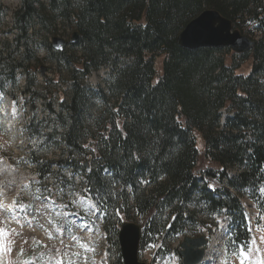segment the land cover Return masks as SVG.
Returning <instances> with one entry per match:
<instances>
[{
	"label": "trees",
	"instance_id": "trees-1",
	"mask_svg": "<svg viewBox=\"0 0 264 264\" xmlns=\"http://www.w3.org/2000/svg\"><path fill=\"white\" fill-rule=\"evenodd\" d=\"M48 4L21 0L12 14L14 45L5 43L0 50L1 78L13 81L18 70L30 75L32 44L44 47L42 34L57 21L73 24L79 37L52 52L54 64L65 68L67 94L56 87L57 72L47 80L52 90L34 92L38 86L28 80L23 92L53 115L44 139L58 156L46 160L31 153L38 179L78 170L93 198L98 190L102 195L111 190L99 206L108 244L122 223L140 219L141 249L155 245L156 256L164 258L173 251L171 241L198 231L211 234L217 220L228 216L229 242L246 248L251 240L241 197L256 202L254 195L264 186V0ZM207 10L243 35L255 30L253 48L243 55L227 48L180 49L177 36ZM6 13L0 7V15ZM121 58L128 63L119 64ZM103 66L112 75L104 88L91 90L84 80ZM58 182L67 180L61 176Z\"/></svg>",
	"mask_w": 264,
	"mask_h": 264
},
{
	"label": "rangeland",
	"instance_id": "rangeland-1",
	"mask_svg": "<svg viewBox=\"0 0 264 264\" xmlns=\"http://www.w3.org/2000/svg\"><path fill=\"white\" fill-rule=\"evenodd\" d=\"M38 2L46 8L49 5L48 0H38ZM0 7L7 10L6 15H0V50H2L5 43L10 46L14 45L13 39L18 32L13 27L12 14L21 7V0H0ZM74 31L73 24L63 25L57 21L50 32L42 34L41 38L45 40L44 47H40L37 41L32 44L35 59L30 61L28 66L26 65L31 72L30 75L26 73V70L23 72L18 70L13 81L1 78L0 75V93H3L0 96V203L5 205L4 208H0V227L15 228L16 233H19V235L13 233L10 237L14 242L11 245L12 252L0 254V264H9V262L10 264H23L25 260H31V264H56L53 259L56 249H59L61 254L68 252L74 264H106L107 257L110 258L111 264H121L118 240L111 237L110 244H107L103 234L104 216L99 207L93 214L90 205H73L70 203L71 198L65 196L61 199L56 195L58 187L63 188L67 193L74 186L76 191L95 201V198L83 192L85 179L79 181L76 179L77 176L84 177L83 172L64 169L57 175L47 177L42 184L38 179V171L31 161L32 152L36 154L35 156H41L46 160H56L58 150L55 149L52 142L44 139L46 133H49L53 115L47 113L42 101L34 96L24 95L23 92L26 90L28 80L36 82L38 88L34 87V92L44 94L47 87L52 90L53 85L48 84L47 80H53L55 72H57L61 75V82L56 86L57 89L60 92L68 93L70 82L66 79L65 68H59L54 64L53 50H48L47 46L50 45L53 37L69 41ZM245 36L254 41L257 40L255 30L246 33ZM128 61L126 58H121L118 63L127 64ZM162 61V57L156 58L158 66ZM39 67L45 70L46 74L41 75L38 71ZM111 75L112 69L109 66H103L92 72L84 81L91 90L96 91L104 88V84L109 81ZM53 107L57 112L59 108L57 99L53 101ZM54 170L59 171L57 167ZM69 173L72 174L71 181L68 178ZM61 176L67 180V182H63L64 185L58 182ZM37 187L42 191L36 192ZM44 188H51L57 196V200L54 202L51 199H48L50 202L45 200V197H52V194L44 192ZM254 196H256V202L245 195L241 197V202L247 214L248 223L249 220L251 221V225H249L251 237L256 238V247H259L260 251L256 252L250 245L248 250L251 251V257L245 261V264H256L253 251L258 258L264 257V244L260 243L259 239L261 235H264V232L257 229L258 223L264 227V220H258V217L264 215V196L259 191ZM10 199L12 202L15 200L17 205H30L25 209L13 207L12 211L18 215L20 224L12 221L13 214H9L5 210ZM61 204H67L68 207L61 208ZM36 208H40V212H35ZM53 209L57 212L67 213L65 219L73 222L71 232H57L49 223L50 218H55ZM50 213L52 217H50ZM33 215L36 217L35 220H32ZM29 220H31V224L27 222ZM63 222V220L59 221V223ZM228 222L224 219L219 222L213 235H206L209 240L206 248V255L208 254L206 264H240V257L237 254L239 249L229 242ZM134 223L139 224L140 220L135 219ZM76 225H82V227H76ZM49 233H51L52 239H49ZM72 236H76L77 239L73 240ZM197 236L198 234L193 233L191 237ZM37 242L41 246H38ZM81 242L94 251L80 247ZM181 243H183L182 239L179 238L171 241L170 245L174 253L164 260L157 259L153 248H147V244H145L140 253V259L148 264H182L178 255ZM21 248L24 250L23 256L19 254ZM72 253H79V255L72 256ZM59 258L63 260V264H70L68 257L61 255Z\"/></svg>",
	"mask_w": 264,
	"mask_h": 264
},
{
	"label": "water",
	"instance_id": "water-1",
	"mask_svg": "<svg viewBox=\"0 0 264 264\" xmlns=\"http://www.w3.org/2000/svg\"><path fill=\"white\" fill-rule=\"evenodd\" d=\"M77 32L71 36V44L78 40ZM177 46L186 51L201 48L223 49L229 48L235 54H244L252 49L254 42L242 36L233 29L232 23L222 17L217 11L207 10L189 22L176 38ZM67 42L55 37L52 39V48L58 52L63 51ZM133 239L129 241V235ZM119 247L123 264H145L139 262L138 252L140 243V229L131 224L124 223L118 235ZM207 244L204 237L198 239H184L181 244L180 256L183 264H198L202 261Z\"/></svg>",
	"mask_w": 264,
	"mask_h": 264
},
{
	"label": "snow or ice",
	"instance_id": "snow-or-ice-1",
	"mask_svg": "<svg viewBox=\"0 0 264 264\" xmlns=\"http://www.w3.org/2000/svg\"><path fill=\"white\" fill-rule=\"evenodd\" d=\"M3 93H0V96H2ZM13 104H15V101H13ZM13 111H15V109H13ZM85 147H88L87 145H85ZM93 152H95V148L92 149ZM137 159H139L138 157H136ZM91 171V169L89 168V172ZM68 178L71 181L72 180V174L69 173L68 174ZM76 179L79 180H83L84 177L82 176H77ZM87 183V181H86ZM141 183L143 184H147L148 181L143 180L141 181ZM29 186V185H26ZM210 188L214 189V185L209 184ZM129 190H131V188H129ZM42 189L37 187L36 188V192H41ZM44 192H48L51 193L52 189L51 188H44L43 189ZM91 189L88 187H85L83 189V192L87 193L90 192ZM259 193L264 196V186H260L258 188ZM57 196H59L61 199H63L65 196L71 198L70 199V203L73 205H90L91 209L93 210V214H95V211L98 209V207L101 204H104L108 198V196L112 195L111 190H106L105 194H101L99 192V190L96 193V199L95 201L92 200L91 198H87L86 196L82 195L81 192L76 191L74 186L71 188L70 191H68L67 193H65L63 188L58 187L57 188ZM39 199V197H37ZM45 200L51 199V196L49 197H45ZM19 207L21 209H25L30 207V205H17L16 201L14 200L12 202V204L7 206V209L9 211H11L13 209V207ZM5 205L3 203H0V208H4ZM61 208H67L68 205L67 204H61L60 205ZM40 208H36L34 211L35 212H40ZM118 211V210H117ZM54 212V217L55 218H50L49 223L56 229L57 232H64V231H68L71 232L72 227H73V222L71 221H67L65 219V217L67 216V213H62V212H57L55 211V209H53ZM245 216H247V214L245 213ZM50 217H52V214L50 213ZM36 217L35 215L32 216V220H35ZM172 219H175V217L173 216ZM229 218L225 217V220L227 221ZM11 220L15 221L17 224H20V219L18 217L17 214L13 213V215L11 216ZM63 220V223H59V221ZM258 220H264V215L258 217ZM29 224H31V220L27 221ZM249 225H251V221L249 220ZM41 227H43V225H41ZM76 227H82V225H76ZM257 229L261 232H264V227H262L259 223L257 224ZM249 231H251V227H249ZM13 233H15L16 235H19V233H16L15 228H7V227H0V254H10L12 252V247L11 245L14 243L10 237L13 235ZM49 239H52V235L51 233H49ZM73 240H76L77 237L76 236H72ZM260 243L264 244V235L260 236ZM25 243H27V241H25ZM61 243H63V241H61ZM251 246L253 247V249L256 252H259L260 249L259 247H256V238L253 237L251 240ZM38 246H41L39 242H37ZM46 247V246H44ZM80 247L85 248L86 250H92L94 251V249H89L87 245H85L83 242L80 243ZM20 256L24 255V250L23 248L20 249ZM240 257V264H245V261H247L250 257H251V251L250 250H246L244 248L239 249L238 253H237ZM61 255L63 257H68L70 264H74V261H71V257L69 256L68 252H64L63 254L60 253L59 249H56V255L53 257V259L56 261V264H63V260L59 257H61ZM72 256H76L79 255V253H72ZM10 264V262H9ZM23 264H31V260H25L23 261ZM256 264H264V258H257L256 260Z\"/></svg>",
	"mask_w": 264,
	"mask_h": 264
},
{
	"label": "bare ground",
	"instance_id": "bare-ground-1",
	"mask_svg": "<svg viewBox=\"0 0 264 264\" xmlns=\"http://www.w3.org/2000/svg\"><path fill=\"white\" fill-rule=\"evenodd\" d=\"M208 185H209V184H208ZM16 194H17V193H16ZM0 198H1V197H0ZM10 204H12V201H11V199L9 200V202H8L7 206H8V205H10ZM7 206H6L5 210H7V211H8V209H7ZM11 211H12V210H11ZM132 239H133V236H132V234H130V235H129V241L131 242V241H132ZM205 255H206V254H205ZM207 255H208V254H207ZM207 255H206V257H204L205 259H203V260H204V262H203V261H202L203 263L201 262L202 264H206V263H207ZM201 263H200V264H201Z\"/></svg>",
	"mask_w": 264,
	"mask_h": 264
}]
</instances>
